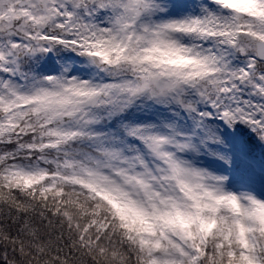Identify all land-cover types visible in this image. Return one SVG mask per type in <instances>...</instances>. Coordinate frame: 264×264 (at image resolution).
I'll return each mask as SVG.
<instances>
[{
  "label": "snow or ice",
  "instance_id": "obj_1",
  "mask_svg": "<svg viewBox=\"0 0 264 264\" xmlns=\"http://www.w3.org/2000/svg\"><path fill=\"white\" fill-rule=\"evenodd\" d=\"M0 264H264V0H0Z\"/></svg>",
  "mask_w": 264,
  "mask_h": 264
},
{
  "label": "rangeland",
  "instance_id": "obj_2",
  "mask_svg": "<svg viewBox=\"0 0 264 264\" xmlns=\"http://www.w3.org/2000/svg\"><path fill=\"white\" fill-rule=\"evenodd\" d=\"M242 133H244V134H246V135L248 136V134H247V130L241 129V130H240V135H243ZM250 139H251V138H250Z\"/></svg>",
  "mask_w": 264,
  "mask_h": 264
}]
</instances>
